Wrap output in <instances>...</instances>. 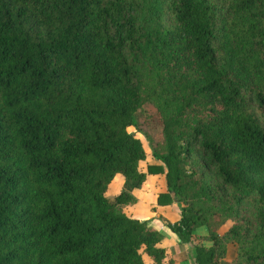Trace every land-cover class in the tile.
Returning <instances> with one entry per match:
<instances>
[{
	"label": "trees",
	"instance_id": "16d2710c",
	"mask_svg": "<svg viewBox=\"0 0 264 264\" xmlns=\"http://www.w3.org/2000/svg\"><path fill=\"white\" fill-rule=\"evenodd\" d=\"M150 176L193 264H264V0H0V264H174Z\"/></svg>",
	"mask_w": 264,
	"mask_h": 264
},
{
	"label": "crops",
	"instance_id": "0c3cea01",
	"mask_svg": "<svg viewBox=\"0 0 264 264\" xmlns=\"http://www.w3.org/2000/svg\"><path fill=\"white\" fill-rule=\"evenodd\" d=\"M150 177L140 189L133 190V193L138 198V203L132 207H128L126 209V212L129 216L135 219L141 221H150V224L154 228L158 229L160 232L164 234L165 239L163 240L160 246L172 252L174 264H193L192 261V248L194 247L193 244H185L183 246L180 245L178 237L161 221V219H166L171 223H175L179 221L180 220L179 208L177 207V205H168V206L158 205L157 203L158 195L161 193H166L167 191L166 183L164 189H162L159 193H156L155 186H153V184L150 182V180L153 181L154 178L153 177L150 178ZM110 192H114V195H111L110 198H114L118 194L115 191H110ZM230 226L231 225H229L222 232L220 230L219 233L222 235L224 232H226V230ZM207 234H208V230L204 227L197 232V235H201V236H205ZM236 255H237V246L235 244H230L228 246L227 257L222 261V264L224 263L231 264L235 260ZM146 260L148 263L150 262L148 258H146Z\"/></svg>",
	"mask_w": 264,
	"mask_h": 264
},
{
	"label": "rangeland",
	"instance_id": "374dc122",
	"mask_svg": "<svg viewBox=\"0 0 264 264\" xmlns=\"http://www.w3.org/2000/svg\"><path fill=\"white\" fill-rule=\"evenodd\" d=\"M138 120L139 124L141 126V129L146 132L148 135V138L146 139L143 135H137L138 138H140L143 141L146 153L148 154V158L146 162L141 163V168L145 171H147V165L148 162L151 161L152 158V150L150 148V145L158 147L160 151H163L165 148L163 136H162V127L157 120L156 117V111L153 107L149 106L144 111L139 112L138 114ZM130 132L136 133V130L134 128L129 129ZM153 177V181L150 180V182L155 186V192L159 193L162 189L165 187V181L163 176H151ZM150 177V178H151ZM150 184V183H149ZM151 184V185H152ZM131 186L125 182L124 179L121 177H117L114 181L112 188V191H115L116 193H119L122 190H128ZM160 188V190H159ZM111 195H114V192H109L107 194L108 197ZM229 225H231V222L227 225H224L220 230L221 232L224 231ZM201 228H199L198 231H200ZM223 229V230H222Z\"/></svg>",
	"mask_w": 264,
	"mask_h": 264
}]
</instances>
